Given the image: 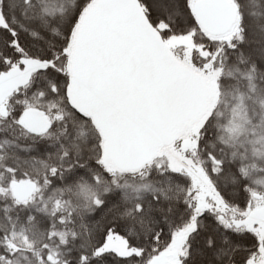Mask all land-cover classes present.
<instances>
[{
    "label": "snow or ice",
    "instance_id": "6c2138e0",
    "mask_svg": "<svg viewBox=\"0 0 264 264\" xmlns=\"http://www.w3.org/2000/svg\"><path fill=\"white\" fill-rule=\"evenodd\" d=\"M0 264H264V0H0Z\"/></svg>",
    "mask_w": 264,
    "mask_h": 264
}]
</instances>
